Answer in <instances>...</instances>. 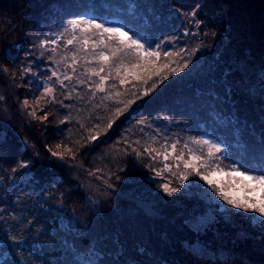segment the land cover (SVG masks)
<instances>
[{"label":"trees","instance_id":"obj_1","mask_svg":"<svg viewBox=\"0 0 264 264\" xmlns=\"http://www.w3.org/2000/svg\"><path fill=\"white\" fill-rule=\"evenodd\" d=\"M37 1L40 2V0ZM66 1L70 2V0ZM11 2L12 5L5 6L6 0H0V97H2L0 106L4 108L0 112V127L2 126L6 131L4 136L6 146L4 147L6 150L10 149V156L13 152L22 150L21 141L15 133L16 131L19 133L24 132V126L22 127L20 124L25 123L28 126L30 121L28 119L22 120L23 117L15 109L20 108L23 101L27 99L29 105H31L29 110L36 109V117L29 119L33 120L32 124L34 123L33 127L29 128L32 129L33 134L30 135L31 138L26 135V139L33 146L38 156L34 163L41 167L40 170L36 169L34 172L44 176L43 179H40V176L36 178L33 184L43 185L46 182L44 184L46 188L52 185L55 193L51 199L53 200L60 195L62 205L69 211L74 212L80 219L77 225L78 231H69L67 230L69 228H61L57 224L55 227L51 225L52 232L49 234H34L32 232L33 227L36 228L43 220L41 219V212L32 206H28L29 208L26 209L24 206L28 204L29 196L27 194L20 196L21 188H10L5 185L8 184L6 178V183L0 184V244L5 255L8 258L12 257L9 259L10 264H15V261L16 264H69L68 255H71V253L63 252L58 246L59 242H57L59 237L63 240L65 235L71 237L72 242H74L73 245L77 246L75 249L91 248V251L95 250L93 254L96 256L98 264H202L200 256L193 255L190 245L198 240L202 233L201 227H203L204 221L201 218L206 216L202 214L205 213L203 211H208L205 202L201 205H194L191 204L190 200L192 199H183L178 197L177 194L166 195L167 193L158 187L159 184L151 176L152 168L156 164L158 166L159 163L146 153L137 156L132 149L135 148L140 152H143L147 147L159 149L161 147L159 142L162 141L163 134L170 135L166 131L167 129L172 130L174 133L193 137L211 135L212 130L216 129L211 125L214 121L205 123L204 120L205 113L208 112L211 105L205 102L201 111L197 109L196 103L205 100L203 94L206 93L196 90L198 86L196 82H199L200 79H207L213 82L217 81L222 86H232L234 81L229 76H225L226 73L222 71L223 69L218 70L215 68L217 60L224 66L230 61V57L226 53H230L227 51L231 47L228 48L224 45V48H219L222 53L217 56V59L211 58L210 64L207 62L198 72L189 71L186 78H188L187 81L191 85L188 86L180 85V83H184L181 82L183 77H180L181 79L174 87H169V85H173L172 80L169 81L170 83H163V85L161 84L156 88H152L154 83L152 81L142 83L132 79L122 88L121 84H116L113 89L119 92L120 95L117 96L115 93L107 99L95 97L92 99V95L87 96L82 91L77 93L63 88V86L60 88L56 86L55 101H52L50 97L47 98L49 101L47 103L44 98L41 99L43 109L38 110L37 103L32 101L30 91L40 88L42 85L37 83L36 80L31 81L32 76H29V73H24L26 59L34 58L38 54L35 50H32L30 54H27L30 57L28 58L26 54H23L24 52L20 53L22 49L20 46L22 44L25 46L29 40V30L28 27H25L27 23L35 21L36 25H40L44 19L41 13L36 18L34 13L30 12V17L27 21L24 20V14L29 12V10L24 9L29 8L28 5L33 0H12ZM43 2L45 1L42 0ZM223 2L227 5L225 15L227 25L237 28L236 23H239V28H237L239 30L241 24L248 23L246 21L247 17L252 25L257 27L255 34L252 32V35L248 33V37L244 36L245 42L239 39L236 42V48L241 45L240 50L255 58V56H258L257 52L259 54L262 52L263 42L259 41V45H254L248 41L255 37L256 40L260 37L263 39L261 34L264 33V0H223ZM61 6L60 9L58 8L57 17H55L56 20L60 19L59 22L68 19L70 16L93 18L102 15L105 18L108 17L107 20L105 19L107 22L121 24L117 21L119 19L126 21L129 25V21H132L134 16L139 19L138 22L141 18V14L134 11L128 12L116 0H84L83 3L82 1L79 3V6H72L71 10H66L63 5ZM111 6L119 10V14H109L108 12L105 15L102 13ZM75 7L78 10H75ZM42 8L40 11H45L44 9L47 6L44 5ZM17 18L21 24L16 25ZM9 20L12 31H10ZM134 25L141 26L137 23ZM171 26L166 28L163 25V28H159L160 30L157 31V28L155 30V27H157L156 22L153 19L148 26H144L142 30L138 28V30L142 31L141 39H147L152 45L155 43L154 40L157 36L161 37L160 33L169 34L172 32ZM244 26L246 27V25ZM3 35L5 36L2 38ZM241 36H243V33ZM250 36L251 38H249ZM24 51L27 50L24 49ZM224 54L227 56H223ZM40 58L46 59V55H40ZM240 61L242 62V60ZM243 62L245 65L248 63L247 60H243ZM233 66V64L228 63V66L223 68L232 71ZM42 67L37 64L34 68V73L36 72L38 78L45 75L39 70ZM4 69H7V72L3 71ZM22 73L24 74L21 75ZM168 75L167 73L166 76ZM158 77L155 76V79L160 81V77L159 80ZM9 78L11 79L10 84L8 83ZM7 85L9 86L7 87ZM143 87L146 90L152 88V91L144 95ZM184 87L190 88L188 90ZM69 93H71V96H69ZM79 95L83 97L82 101L79 100ZM180 101H185L187 106L182 108ZM129 102L131 103L129 104ZM125 104H129L126 111L118 116L113 114L106 122L103 121L109 109H123ZM6 108L7 110L9 108V117L5 116ZM2 110H4V116H2ZM45 112L48 113V119L40 120L38 117L44 115ZM164 115L167 120L166 118L163 119ZM66 116L70 119L65 120ZM224 117L226 118V116ZM37 119L41 123L35 122ZM228 120L225 127V131L229 135L225 137L228 142L230 140L235 141L236 138L240 137L246 143L244 144L246 152L250 154L251 150L252 157L257 155L258 157L255 156V158H259L264 155V149L254 152L252 145H250L253 140H256V136L251 133V128L242 124L241 119L232 120L228 118ZM61 121L64 122L61 123ZM97 121L102 122V124L96 125ZM141 121L144 123H140ZM231 121L233 123L230 124ZM109 122L112 123L111 128H107ZM104 129L107 130L104 131ZM96 132L101 133L98 139L88 141L87 137L94 135ZM159 133L161 135L160 140H158ZM21 135L24 136V133ZM137 141L139 143H136ZM260 141L264 144V139H260ZM53 144L55 146L60 144L61 148L64 147V149H57ZM65 146L71 147L75 155H66L61 160L52 156L49 151V149L64 151ZM23 151L31 153V149L26 148ZM49 154L50 158H47ZM2 160L0 159V175L4 174L2 176H5L12 165L10 160L5 162L7 164H2ZM243 160L246 159L243 157ZM262 162L261 164L264 165ZM78 163L88 172H94L101 182L107 184L113 190L111 197L104 200V205L99 210L97 209L96 203L98 202L95 201L96 199L86 196L82 191V187L75 186L77 185V183L75 184L77 178L72 174ZM261 164L257 166L259 171L262 168ZM6 189H10V191H6ZM24 189L22 190L25 192ZM86 197L90 201L94 200L97 208L95 206H92V209L88 208ZM137 199L156 202L155 215L146 213L141 206H134L133 203ZM17 211L22 212L21 214L19 212L20 216L17 215ZM31 212L34 215L31 216ZM214 215L218 216L217 214ZM212 218L215 219V216ZM51 220H56V218L52 217ZM49 224H43L42 227L45 229ZM197 224L202 226L196 227ZM204 224L206 225V223ZM229 226L231 224L228 223L227 227L232 228ZM12 236L16 237V241L10 239ZM114 236L121 246L117 251L110 244V238ZM199 238L201 239V236ZM45 240H48V242ZM65 241L63 240L64 244ZM205 241L209 242L211 240L205 239ZM199 242L203 244L202 240ZM211 250L213 251L214 248ZM70 262L76 264L75 258ZM82 264L84 263L82 262ZM203 264H205V261Z\"/></svg>","mask_w":264,"mask_h":264},{"label":"rangeland","instance_id":"obj_2","mask_svg":"<svg viewBox=\"0 0 264 264\" xmlns=\"http://www.w3.org/2000/svg\"><path fill=\"white\" fill-rule=\"evenodd\" d=\"M11 1L12 0H6L5 6L12 5ZM44 1L45 2L42 3V0H40V2H38L37 0H33V2L28 5L29 8L26 6L27 8L24 9L29 10L28 13L24 14V20L27 21V19L30 17V12H33L36 18L39 16V13H41L43 15L44 21L40 25H36L35 21L27 23L25 27H28L29 30V40L27 44H25V46L23 44L20 46L22 48L20 50V53L24 52L23 54L27 55L31 53L30 51L35 50L38 54L34 56V58H30L29 55H27L30 59H26L25 62V68L31 67L32 69V72H29V76H32L31 81L36 80L37 83H41L42 85V87L35 88L30 91L33 103H36L37 98L41 97V93L43 92V88L46 84L51 85L55 88L56 91L53 93V95H55L57 92L56 86H58L59 88L63 86V88L70 89L72 92L77 93L78 91H82L84 94H87V96L92 95V99H94V97L98 99H107L110 98L112 94L115 95L117 91H115L112 86L120 83L119 78L115 76L114 68L112 76L104 83V91H99L95 86L96 84L100 83V78L98 76L92 75L91 70H99L100 62L94 60L91 55H87V62L84 59L86 53L91 51V44L89 45L88 50H82L79 53L80 58L75 65V72H73L72 67L70 66L71 53L74 52L76 48L79 47V45H69L67 46V48H65L64 41L62 40L58 42L57 46H55V52L51 51V48L53 47L52 45H48L47 48H41L39 46L42 40L54 39L57 35L63 32L64 28L67 26L68 20L76 18L88 19L84 16H70L68 19L60 22V19H55V17H57L58 15V10L60 9V7H62L61 5L64 6V9L71 10L72 6H79V3L81 1L83 3L84 0H78L77 3L76 0H70L71 3H68L66 0ZM36 2L37 4L35 5ZM116 2H119V4L122 5L128 12L134 11L135 13L141 14L140 22H138L139 19H137L134 14V17L132 18L133 20L129 21V25L126 23V21H122L119 19L115 20L119 21L122 25L115 24V22H107L105 21V19L107 20L108 17L105 18L102 15H97L93 18H97L99 20L98 22L100 23L106 22V26L124 27V30L129 31L130 35L134 36V38L140 39L142 31L138 30V28L142 30V28H144V26H148L149 23L153 21V19L154 22H156L157 27H155V30L157 28V31L160 30L159 28H163V25L166 28L172 25V32H170L169 34L160 33L159 35L161 37L157 36V38L154 40L155 43L152 44V47H155L156 44H160L161 42H163L161 49V58L159 61H157V64L169 65L168 68L161 69V73L159 75L160 81H157L155 79V76H152V78L148 80V82H154L156 84V87L160 86L161 84L163 85V83L168 84L170 83L169 81L172 80L173 85H169V87H174L175 85H177L176 83L179 82V79H181L180 77H183V80H181V82H184L180 83V85H191V83L187 81L188 78H186V75L189 71L193 73L194 71L198 72L199 69H201L207 62L208 64H210L209 62L211 61V58H214L215 60L217 59V56L222 53L219 51V48H224V45L225 47L228 46V48L231 47V51L229 49L227 51L230 53H226L230 57V61H228V63L233 64V68L236 69L232 68V71L227 69L224 70V68L228 66V63H226V66H224L218 60L215 63V68L218 70L223 69L222 71L226 73L225 76H229L230 79L234 81L233 85L226 87L222 86L221 83L217 81L213 82L212 80L207 79H200V81L202 82H196V84H198L196 90H201L202 92L206 93L203 94V98H205V100H202L198 103H196L197 101L195 102L196 107L199 111H201L203 109L202 105L205 102L210 103L211 106L209 107L208 112L205 113L206 117L204 120L205 123L214 121V123L211 125L216 127V129L212 130L210 136L202 135L199 137H193L190 135L186 136L183 134L174 133L172 130L167 129L166 131H168L170 135H166V133L163 134L162 141L159 142L161 144V147L158 150L162 151V146H165L168 147V150L170 152V145L172 143L178 142L176 154H179V150L183 148V145L185 143H187L189 148H191L197 154L206 155L208 146H201L193 143L194 139L203 138L205 140L211 141L212 143L220 144L222 146V152L216 153V156L220 157L219 162L222 167H225L226 172L231 170L226 166L235 165L236 167L240 168L241 171L251 169V171L248 172V174L250 175L264 174V172L257 170V166H259L261 162L264 161V155H261V157L259 158H255V156L258 157L257 155H254L252 157L253 154H251V150L250 154L249 152H246V148L244 146V144L246 143L240 137L236 138L235 141L230 140V142L225 139V137L229 136L225 131V127L228 123L227 121H229L228 118L232 120L241 119L242 124L251 128V133L256 136V140H253L250 143L254 152H259L264 149V144L260 141V139H264V87L257 86V83L260 81L259 78L262 77L264 79V48H262V52H260V54L257 52L258 56H255V58L249 56L247 52L244 53L243 50H240L239 48L242 47L241 45L239 46V48H236V42L238 41V39L245 42L244 36L246 35V37H248L249 35L247 34L250 33L252 35V32L255 34L257 32V27L253 26L247 17L246 21L248 23L241 24L239 30L237 29L239 28V23H236L237 28L231 25H227L225 21L227 5L223 2V0H116ZM44 5H46L47 8L44 9L45 11H40V9H43L42 6ZM197 5H199L198 8ZM74 9L78 10L77 7H75ZM193 9H196L195 17L188 15L193 11ZM108 12L109 14H119L120 11L111 6L109 9L103 11L102 13L107 15ZM19 21L20 20L17 18L16 25L18 23L21 24V22ZM196 21H200V23L197 24ZM13 23L15 24L14 19ZM135 23L141 26L138 27L134 25ZM244 25H246V27ZM12 30L13 29L11 28L10 31ZM242 33L243 36H241ZM77 34L79 35L78 31ZM4 36L5 35H3L2 38ZM261 36L264 39V33L261 34ZM68 38H71V36L66 34L65 39ZM249 38H251V36ZM93 39H98V37H93ZM263 39H261L260 37L258 40H256L255 37L248 42L254 45H259V41H262L263 43H261L264 46ZM141 42H144V39H141ZM24 49H26L27 51H24ZM99 50L101 49L98 48L96 51ZM165 51L172 53L180 52V56H171L166 58L163 56V52ZM40 53L46 55V59H41ZM226 54H224L223 56L226 57ZM49 57H51V59H49ZM62 57H67V59L64 60L62 59ZM129 60L132 63H135L134 57H127L125 59V62L127 63ZM240 60H242V62ZM243 60L248 61L247 65L244 64ZM185 61L188 62L187 68L183 67ZM37 64L39 67L43 66L39 70H41L42 73H45V75L40 78L36 76V72L34 73V68ZM172 69L178 70L172 72ZM52 71H56L59 74L60 79H63L65 74L72 76V79L65 80L64 85H60L56 82L57 77H52V80L49 81L48 77L51 75ZM108 71L109 69L107 65H105V71L102 72L101 75H107ZM167 73L169 74L168 76H166ZM89 76H91V79H88ZM159 77L157 78L158 80ZM164 77L167 78L165 79ZM171 77L173 78L171 79ZM132 79V77H129L125 84L120 85L121 88L127 85ZM78 80H82L84 82L78 83ZM138 81H141L143 83L142 80ZM8 83H11L10 78L8 79ZM8 86L9 85H7V87ZM142 86L144 85L142 84ZM189 88L190 87H184V89L188 90ZM145 90V87H143V92H145ZM41 99L37 107L38 110L43 109V106L41 105L43 104V102H41ZM82 99L83 97L79 95V100L82 101ZM180 102V104H182V108L184 106H187V103H185V101ZM29 106L25 107L24 104H22L20 105V108L15 109V111L17 113H20V116L23 117L22 120L28 119V121H30V124L28 126L25 123L20 124L22 127L24 126V132L19 133L18 131H16L15 133L21 141L22 150H17L13 152L11 156L9 155L10 149L6 150L4 147L6 146L4 142L6 131L2 126L0 127V159H3L2 164H7L5 162H7V160H10V164L12 165H10L11 167L9 168L8 172L5 173V176H2L4 174L0 175V184H5V180L7 178L8 184L5 185L9 186L10 188H21L20 196H23L22 194H27L29 196L28 204L24 206L26 209L29 208L28 206H32L37 211L40 210L42 215L41 219L43 220L36 226V228L33 227L34 229L32 232L34 234H49L52 232V226L55 227L57 226V224L61 226V228H69L67 229L69 231H78L77 225L79 224L80 218L74 212L69 211L62 205V201H60V195L56 196V198L53 200L51 199L53 198L52 195L55 193L54 187L52 185L48 188L44 187V184L46 182L44 184L42 183L43 185L33 184L36 178H39L40 176V179H43L44 176H42V174H36V172H34L36 171V169L40 170L41 167L37 163H34V160H37L38 156L36 155L33 146L26 139V135L31 138L30 135L33 134L32 129L29 128H32L34 123L32 124L33 120L29 119L36 117L30 115L32 111L29 110ZM1 109L4 108L0 106V112ZM8 110L7 108L5 109V116L7 117L10 116ZM115 110L116 109H109L105 114V118L103 119V121L106 122L107 119H110V117L115 114ZM11 112L13 114L12 110ZM2 116H4V110H2ZM224 116H226V118ZM165 118L166 117L164 115L163 119ZM40 120L37 119L35 122L41 123ZM223 120L226 121V123L223 124ZM97 122L98 123H96V125L102 124V122L100 121ZM231 123H233V121H231L230 124ZM23 133L24 136L21 135ZM160 139L161 135L159 133L158 140ZM247 145H249V143H247ZM54 147L56 146L54 145ZM26 148L31 149V153H26L25 151H23ZM63 149L64 147L61 148V150ZM243 157L244 159H246L245 161L243 160ZM47 158H50V154ZM188 158L189 157L187 154V150L185 149V159ZM25 161L31 162L28 168L19 167V164ZM156 162L159 163V165L157 166L156 164L154 168H152L151 176L153 177V179L155 178L154 180H156V182L159 184V186H157L160 187V189L163 190L162 185L164 184H169V186L172 188H178L179 190L174 194H177L178 197H181L183 199H192L190 201L191 204L194 205H201L205 202L208 211H203L205 213L202 215H208L210 217L215 216V219L212 218V221H210L208 224L205 225L203 222V227H201L202 233L200 234L201 239L199 238L200 236L198 237V240H202L203 242V244L201 243L203 247L201 250H203L204 253L202 255H197L198 253L193 252V255L200 256L202 264L204 263V261L205 264H264V217H260L258 213L245 212L243 209H236L234 206L228 205L226 201L216 195V192L212 188V186L208 185L203 179H201L200 176L194 174L188 175V179L182 181L179 176V172L185 171L183 169V164L181 163L179 170H177V162L172 159L171 156L169 157L168 161H164L162 157H159L156 159ZM166 162L172 164L173 171L177 172V175H173L166 170L164 171L162 176L156 175L157 171L163 169V165ZM215 162L216 161H213V163ZM241 165H243V167ZM261 167L264 168V165L261 164ZM201 171H203V169H201ZM72 175L77 178V180L75 181V184L77 183V185L75 186L82 187V191L84 192V194H86V196L94 197L96 199L95 201L100 203H96L98 206L97 208L94 200L90 201L88 197H86V201L88 199V202H85L88 208L92 209V206H95L99 210L104 205V200L111 197L113 193V190L110 189L111 187L109 188L107 184L101 182L94 174V172H88L87 170H85V168H82L80 163L75 166ZM218 179H221L222 182H224L232 178L225 175L222 177H218ZM236 179L237 183H239V178ZM23 188H25V192L22 190ZM7 190L10 191V189H6V191ZM232 190L240 196H245V198H247L245 192L240 188L233 186ZM257 195H260V193L257 192ZM155 203L156 202L153 203L137 199L133 203V205L136 207L141 206L146 213L155 215ZM19 212L20 211H17L18 216H20V214L22 213L20 212L19 214ZM28 214L30 215V213ZM32 214L34 215L33 212H31V216ZM214 214H217L218 216ZM52 217H55L56 220H51ZM47 223L50 224L44 229L42 226L43 224L47 225ZM228 223L231 224V226L229 227L232 228L227 227ZM199 226L202 225H196V227ZM205 239L211 240L209 241L211 245L209 242L205 241ZM63 240H66L65 244L63 243ZM63 240L61 237L58 238V246L63 250V252L65 251L67 253H71V255H68L70 261L75 258L76 264H80V262L81 264L82 262L84 264H98V262L96 261L97 258L93 254L95 250L91 251V248H84L83 250L75 249L77 248V246L73 245L74 242H72L71 237H68L66 235L64 236ZM198 240H195L194 242H198L200 244ZM45 241L48 242V240ZM110 244L112 245L113 249L115 248V251L121 248L115 236L110 238ZM213 248L214 250L212 251L211 249ZM222 253H225L224 257L220 256V254ZM208 254H211V257H209ZM11 258V256L10 258H8V256L5 255V253L1 249L0 244V264H10L9 259ZM70 261L69 264H74ZM16 263L17 262L15 261V264Z\"/></svg>","mask_w":264,"mask_h":264},{"label":"snow or ice","instance_id":"obj_3","mask_svg":"<svg viewBox=\"0 0 264 264\" xmlns=\"http://www.w3.org/2000/svg\"><path fill=\"white\" fill-rule=\"evenodd\" d=\"M199 5H197V8ZM188 15L195 17L196 9H193L191 13ZM197 24L200 21H196ZM79 32V35L77 34ZM66 34L70 35L71 38L65 39ZM93 37H98V39H93ZM64 41V47L67 48L69 45H79L74 52L71 53V67L73 72H75V65L78 61L79 53L82 50H88L89 45L91 44V51L87 52L84 59L87 62V55H91L94 60L100 62L99 70L92 69V75L98 76L100 78V83L96 84V88L99 91H104V83L112 76L113 68L115 71V76L119 78L120 84H125L129 77H132L135 80H142L144 83H147L148 80L152 78V76H159L162 68H168V64L158 65L157 61L161 58V49L163 42L160 44H156L155 47H152L151 42L147 39L144 42H141L140 38H134V36L129 34V31H125L124 27H111L106 26L105 23L98 22L97 18H76L70 19L67 21V26L64 28L63 32L57 35L54 39H44L40 42L41 48H47L48 45H52V52L56 51V47L59 41ZM147 45V47H146ZM102 46V47H101ZM98 48L101 50L96 51ZM183 51V50H181ZM42 56L43 53H40ZM129 56L134 57L135 63H132L130 60L126 63L125 59ZM164 57L171 56H180V52H163ZM51 59V57H49ZM62 59L66 60L67 57H62ZM118 61V63H117ZM59 63V62H57ZM105 65H107L109 71L107 75H101L102 72L105 71ZM184 68L188 67V62L185 61L183 64ZM178 69H172V72L177 71ZM3 71L7 72V69ZM32 72L31 67L25 68L24 73ZM22 73L21 75H23ZM52 77H57V83L60 85H64L65 80H71L72 76L65 74L63 79L59 78V74L56 71H52L51 75L48 77V80L51 81ZM165 79L167 77H164ZM91 79V76L88 77ZM84 81L78 80V83H83ZM113 88L116 85L112 86ZM156 84L153 83L152 88H155ZM152 88L147 89L143 94L147 95L148 92L152 91ZM55 88L51 85H45L43 88V92L41 93V97L37 98L36 103L39 105L40 99L44 98L45 102H49L47 100L48 97H51L52 101H55L56 97L53 95L55 92ZM116 95L119 96L120 93L116 92ZM71 96V93H69ZM111 98V97H110ZM2 99V97H0ZM131 102H129L130 104ZM25 107L29 106V101L25 99L23 101ZM129 104H125L124 108H117L115 115H120L123 111H126L129 107ZM32 116H36V109L33 108L30 113ZM41 120L48 119V113L45 112L44 115L38 117ZM65 120L70 119V117L66 116ZM64 121H61L63 123ZM140 123H144L141 121ZM98 127V126H97ZM112 123L109 122L107 128H111ZM107 129H104L106 131ZM100 132H96L94 135H89L87 137L88 141H96L100 136ZM127 143V141H126ZM136 143H139L137 141ZM177 143H172L170 145L171 151L169 152L168 147L162 146L163 150H158L153 147H147L143 152L137 151V149H132L133 152L136 153L137 156H142L145 153L153 160H156L158 157H162L164 161H168L171 156L176 163V168L179 170L180 164H183L184 172H179V176L181 180H187L188 175H197L200 176L208 185L212 186L215 190L216 195H218L221 199L227 202L228 205L234 206L236 209H243L245 212H253L258 213L260 217H264V174L262 175H250L248 174L251 169L246 171H241L240 168L235 165L226 166L231 170L225 171V167H222L220 164V157L216 156V153L222 152V146L220 144L212 143L209 140H205L203 138L194 139L193 143L201 146H208L207 154H197L191 148H189L188 144L185 143L183 148L179 150V154L177 153ZM56 148H61L60 144L56 145ZM185 149L187 150L188 159H185ZM51 155L54 157H58L61 160L65 158L66 155L74 156L75 153L71 147L65 146L64 151H52L49 149ZM154 154V155H153ZM213 161H216L213 163ZM30 161H25L19 164V167L28 168L30 165ZM243 167V165H241ZM203 169V171H201ZM168 171L173 175H177V172L173 171V166L170 163H164L163 169L156 172L157 176H162L164 171ZM190 170V171H188ZM264 171V168L260 169ZM227 176L232 179L228 181L222 182L218 177ZM239 178V183H237V179ZM233 186L240 188L245 192V196H240L235 191H233ZM164 192H166L169 196L173 195L177 192L178 188H172L169 184L162 185ZM227 189V190H226ZM257 192L260 195H257ZM13 241H16V237H10Z\"/></svg>","mask_w":264,"mask_h":264},{"label":"water","instance_id":"obj_4","mask_svg":"<svg viewBox=\"0 0 264 264\" xmlns=\"http://www.w3.org/2000/svg\"><path fill=\"white\" fill-rule=\"evenodd\" d=\"M259 79H260V81L257 83V86H258V87H261V86L264 87V79H263L262 77H260ZM201 219H202V221H204V223H206V224L209 223L210 221H212V217H210V216H208V215L202 217ZM190 248H191V250H192L193 252H196V253H198L199 255H202V254L204 253V251L201 250V249L203 248L202 245L199 244L198 242H194V243H192V244L190 245ZM208 255H209V257H211V254H208ZM220 256H221V257H224V256H225V253L220 254Z\"/></svg>","mask_w":264,"mask_h":264}]
</instances>
